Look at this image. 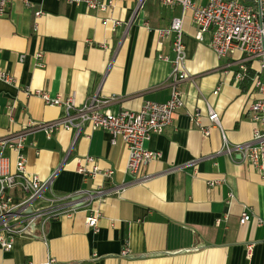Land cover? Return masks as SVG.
<instances>
[{"label": "crops", "instance_id": "0c3cea01", "mask_svg": "<svg viewBox=\"0 0 264 264\" xmlns=\"http://www.w3.org/2000/svg\"><path fill=\"white\" fill-rule=\"evenodd\" d=\"M176 1L144 0L137 7L134 0H113L108 11H97L63 0H7L0 16V69L15 82H0V137L63 113L36 90L77 106L95 95L115 96L101 107L110 113L168 100L175 55L172 37L160 42L157 31L173 16H182L189 78L175 84L183 105L170 124L144 143L160 153L143 169L145 182L127 173L122 140L112 144L102 129L85 124L80 131L27 134L21 148L27 172L52 176L46 197L96 188L106 195L51 220L44 238L15 235L10 250L0 247V264H44L49 258L52 264H264V158L255 166L219 153L222 134L230 144L252 137L249 105L259 96L253 77L260 63L245 61L243 79H237L239 53L217 57L209 35L198 40L191 12ZM208 105L220 127L208 120ZM5 154L13 166L16 155ZM85 157L94 159L99 172L85 177L77 170L76 160ZM106 170L112 174L103 175ZM94 210L100 212L96 230L86 224ZM243 212L250 218L241 223ZM125 245L127 256L121 254Z\"/></svg>", "mask_w": 264, "mask_h": 264}, {"label": "built area", "instance_id": "2783aa9c", "mask_svg": "<svg viewBox=\"0 0 264 264\" xmlns=\"http://www.w3.org/2000/svg\"><path fill=\"white\" fill-rule=\"evenodd\" d=\"M26 1V0H24ZM68 3L84 4L88 9L108 11L112 7L113 0H63ZM137 7H141L144 0H134ZM162 5H173L175 0H158ZM205 5H197L189 0H177L182 11H190L192 20L198 29V40L204 39L208 34L209 46L217 57H225L230 52H238L243 61L240 68L243 72L236 75L237 79H243L246 70L245 61L257 60L260 63L259 73L253 77V86L258 91L256 98L249 105L253 128L250 140L243 143L230 144L222 134V146L219 153L229 157H239L253 165H259L264 158V0H207ZM7 9V0H0V16ZM36 16L39 12L35 13ZM107 21V20H106ZM105 21V22H106ZM113 25L119 21H112ZM182 16L172 18L166 28L157 31L160 42L172 37L173 69L171 72V93L165 102L145 100L137 110L123 109L116 113L103 112L102 105L116 99L115 96L100 98L93 96L81 105H75L73 100H62L60 97L51 98L47 92L34 91L42 101L48 105L63 107V113L50 121L31 123L29 126L17 132H11L0 137V247L10 250L13 246L15 235H27L35 238H44L48 223L61 216H72L79 207L89 205L93 200L103 198L106 191L100 188L77 191L72 194L46 197L45 191L50 185L52 176L46 180L36 174L28 173L26 162L21 148L25 136L34 131H44L47 135L64 129L68 131L80 129L89 124L92 128L106 131L110 135V142L114 144L119 138L126 146L127 159L126 171L140 182L149 179V175L143 173L148 163L160 157V153L144 147V143L152 135L160 134L170 124L174 112L183 105L181 94L175 84L189 78L184 68V45L181 41ZM41 53H36L35 58L41 65ZM167 59L166 56L160 58ZM23 56L20 57L22 59ZM0 82L14 83L15 78L0 69ZM217 87L213 94L218 93ZM208 120L212 125L220 127L219 115L216 110L207 106ZM193 115V119H196ZM204 135L209 134L205 129ZM16 155L12 166L11 157L5 152ZM92 164L87 168L82 164ZM77 170L83 175H93L99 172L94 159L85 157L77 159ZM195 161H191V164ZM112 170H106L103 175L110 176ZM100 215L94 210L86 218V224L96 230L97 220ZM250 215L241 213L240 222L248 221ZM252 245H247L250 253ZM127 256L128 247L125 245L121 251ZM55 260L49 258L44 264H52Z\"/></svg>", "mask_w": 264, "mask_h": 264}, {"label": "water", "instance_id": "95a60500", "mask_svg": "<svg viewBox=\"0 0 264 264\" xmlns=\"http://www.w3.org/2000/svg\"><path fill=\"white\" fill-rule=\"evenodd\" d=\"M181 251H183V250H179V251H176V252H181Z\"/></svg>", "mask_w": 264, "mask_h": 264}, {"label": "trees", "instance_id": "16d2710c", "mask_svg": "<svg viewBox=\"0 0 264 264\" xmlns=\"http://www.w3.org/2000/svg\"><path fill=\"white\" fill-rule=\"evenodd\" d=\"M248 75H250V72L248 71ZM248 77V76H247Z\"/></svg>", "mask_w": 264, "mask_h": 264}]
</instances>
